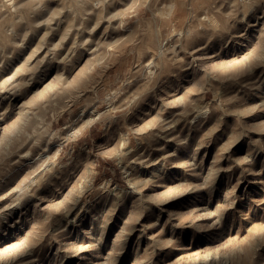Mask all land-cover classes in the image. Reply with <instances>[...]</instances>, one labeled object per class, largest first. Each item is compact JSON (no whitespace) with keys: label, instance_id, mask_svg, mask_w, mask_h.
I'll use <instances>...</instances> for the list:
<instances>
[{"label":"rangeland","instance_id":"obj_1","mask_svg":"<svg viewBox=\"0 0 264 264\" xmlns=\"http://www.w3.org/2000/svg\"><path fill=\"white\" fill-rule=\"evenodd\" d=\"M12 2L0 264H264V0Z\"/></svg>","mask_w":264,"mask_h":264},{"label":"bare ground","instance_id":"obj_2","mask_svg":"<svg viewBox=\"0 0 264 264\" xmlns=\"http://www.w3.org/2000/svg\"><path fill=\"white\" fill-rule=\"evenodd\" d=\"M13 0H11V3H13L12 2ZM10 3V4H11ZM42 45V44H41ZM52 49V48H51ZM42 51V50H41ZM46 51H47V49H46ZM48 52V51H47ZM50 52V51H49ZM53 52V51H52ZM67 57V56H66ZM28 59V58H27ZM27 59H26V61H27ZM30 60V59H29ZM26 63V62H25ZM28 63V62H27ZM17 70V69H16ZM43 71H41V73H42ZM6 75V74H5ZM40 75V74H39ZM10 76V75H9ZM38 76V75H37ZM15 78V77H14ZM35 78V77H34ZM7 86V85H6ZM51 90V89H50ZM205 111H207V110H205ZM96 118H98V117H96ZM93 119H95V118H93ZM12 210V209H11Z\"/></svg>","mask_w":264,"mask_h":264},{"label":"crops","instance_id":"obj_3","mask_svg":"<svg viewBox=\"0 0 264 264\" xmlns=\"http://www.w3.org/2000/svg\"><path fill=\"white\" fill-rule=\"evenodd\" d=\"M61 120H62V118H60V119L58 118L56 122L61 121Z\"/></svg>","mask_w":264,"mask_h":264}]
</instances>
